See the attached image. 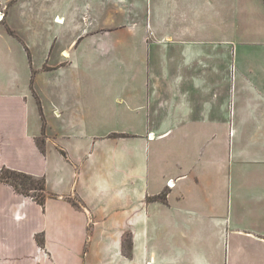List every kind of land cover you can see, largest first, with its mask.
Returning a JSON list of instances; mask_svg holds the SVG:
<instances>
[{"label": "crops", "instance_id": "0c3cea01", "mask_svg": "<svg viewBox=\"0 0 264 264\" xmlns=\"http://www.w3.org/2000/svg\"><path fill=\"white\" fill-rule=\"evenodd\" d=\"M27 1L0 0V170L46 198L0 182V264H264V0Z\"/></svg>", "mask_w": 264, "mask_h": 264}, {"label": "rangeland", "instance_id": "374dc122", "mask_svg": "<svg viewBox=\"0 0 264 264\" xmlns=\"http://www.w3.org/2000/svg\"><path fill=\"white\" fill-rule=\"evenodd\" d=\"M39 1L40 2H37L35 0H28L27 1L28 3L25 4V5L26 6H32L33 5V7L34 6L40 7V5L43 2L41 3V0H39ZM127 1L130 2V0H121V2H124V3L127 2ZM89 2H91V1H89V0H70V5L71 4L72 5H78V8L81 9V11L83 12V10H85L88 6H90ZM71 8H74V7L72 6ZM111 10L116 12L114 9H111ZM92 13H93V11H92ZM105 16H106V14H104L103 10H102V13H101L102 21H103ZM92 20H93L92 15L86 13V16H85V19H84L83 23H80V24L85 29L83 31L84 35H88L89 36V37H87V40H90V39L98 40L99 39L98 38L99 35L94 34V33H98L99 32L98 28H97V23H93V26H92ZM95 20H97L96 17H95ZM78 32H80V31H78ZM89 34L92 35V36H90ZM84 35H82V36H84ZM71 37H72V31H70L68 33V38L71 39ZM101 38H102V36H101ZM93 41H88L85 44H84V42H82L81 44H84V45H82L81 48H85V49L89 48V50L93 49V46H86L87 44H89V43H91ZM100 44L103 46L104 41L100 42L96 46V48H100V47H98V46H101ZM107 48H108V46H107ZM102 49H103V47H102ZM93 52H91L90 54H92ZM90 54H88V55H90ZM232 58H233V56H231L229 61H228V63H229V69H228V71H229V82H228V87H229L231 93L233 92L234 86L238 85V83H237L238 79L236 78L238 75L236 74V71L237 72L241 71V68H242V65H243V63H241L239 61H234ZM105 63L108 64V67H107V65H104V62L99 61L97 63V65H93L91 68L96 66L95 69H97V70L110 69L109 67L111 66L112 63H109V62H105ZM89 64L90 63L87 64L86 61L84 63L80 64L79 66H75L73 64V65H70L69 67H67V71H69V72H77V71L88 70L89 68H87V66ZM225 65H226V63H225ZM113 68L114 69H119V67H117L115 65L113 66ZM36 82H37V88H39L44 93V90H45V87H44L45 86V79L44 78H38V80ZM245 85H247V84L245 83ZM43 96H44V94H43ZM231 101H232V99H231ZM41 140L42 139H40V141L38 142L40 145H41ZM233 250L235 251L236 249H233ZM229 257H230V264H252L251 249H244V253L242 252V255H240V258L234 252L232 253V251L230 249Z\"/></svg>", "mask_w": 264, "mask_h": 264}, {"label": "trees", "instance_id": "16d2710c", "mask_svg": "<svg viewBox=\"0 0 264 264\" xmlns=\"http://www.w3.org/2000/svg\"><path fill=\"white\" fill-rule=\"evenodd\" d=\"M0 182L10 185L16 193L32 198L39 205L44 204L46 195L43 178L2 168L0 170ZM38 242L40 243L39 240Z\"/></svg>", "mask_w": 264, "mask_h": 264}, {"label": "built area", "instance_id": "2783aa9c", "mask_svg": "<svg viewBox=\"0 0 264 264\" xmlns=\"http://www.w3.org/2000/svg\"><path fill=\"white\" fill-rule=\"evenodd\" d=\"M4 14L2 12H0V21L3 19Z\"/></svg>", "mask_w": 264, "mask_h": 264}]
</instances>
